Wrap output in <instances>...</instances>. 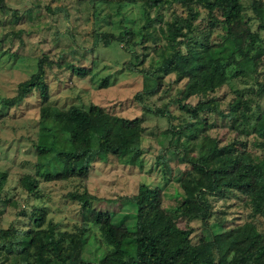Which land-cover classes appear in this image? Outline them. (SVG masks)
<instances>
[{"label": "rangeland", "instance_id": "rangeland-1", "mask_svg": "<svg viewBox=\"0 0 264 264\" xmlns=\"http://www.w3.org/2000/svg\"><path fill=\"white\" fill-rule=\"evenodd\" d=\"M89 1L0 0V99L12 97L17 84L34 73L41 61L47 106L56 111L71 105L85 108L96 104L122 118L141 117L140 155L133 165L109 157L105 163L92 165L82 178L41 184L35 194H28L18 186V178L32 172L33 144L42 105L34 90L15 106L0 105V173L4 175L0 188V229L26 230L30 227L27 220L30 211L43 208L45 220L57 224L59 230H76L81 218L79 205L68 198L73 192L85 193L92 210L112 212L115 219L126 216L124 222L130 223L134 212L130 198L138 185H144L159 190L161 210L170 215L174 227L191 244L207 241L214 234L244 223L264 233V217L251 211L248 198L233 190L206 194L202 203L208 215L202 221L194 215L200 212L194 205L181 206L182 192L175 181L180 172L189 168L180 159L193 158L203 141L217 147L230 144L236 152L262 156L252 130L255 118L264 113V94L256 92L257 82L264 78V25L259 28L261 23L249 8L250 0L240 1L243 18L249 29L258 34V45L262 48L255 71L229 78L203 98L180 100L191 108L200 98H211L218 111L224 113L233 100L245 102L247 121L206 113L200 117L204 131L195 135L187 126L192 120L174 103L184 86L183 80L174 82V74L162 73L154 95L142 98L141 104L149 112L139 109L133 99L150 86L139 70L145 72L152 61H157L155 52L167 49L160 39L159 28L171 18L183 17L186 13L183 6L171 2L144 8L140 0ZM191 7L197 14L191 25L194 31L179 38L187 42L178 44L182 53L198 50L197 44L204 38L208 44H214L222 37L217 22L208 30V23L218 18L215 11L208 16L204 9ZM143 32H147L144 38ZM101 33L119 34L123 40H112L107 46L92 45L94 36ZM73 67L84 68L88 73L79 78ZM158 110L166 111L165 116ZM175 129L181 134L169 141L170 133L165 132ZM86 235L81 257L99 264L109 248L102 243L95 226L89 224ZM7 257L5 263L0 256V264L20 263L14 255Z\"/></svg>", "mask_w": 264, "mask_h": 264}, {"label": "trees", "instance_id": "trees-1", "mask_svg": "<svg viewBox=\"0 0 264 264\" xmlns=\"http://www.w3.org/2000/svg\"><path fill=\"white\" fill-rule=\"evenodd\" d=\"M140 1L144 8L176 2L186 13L183 17L171 18L163 28H159L160 39L164 40L167 49L154 51L157 61H152L145 72L139 70L143 81L148 80L150 85L148 90L134 95L139 109L149 112L143 108L142 98L154 95L162 73L174 74L175 83L184 81L180 98L174 103L192 120L187 124L192 135L204 131L205 124L200 117L206 113L245 123L248 109L245 102L233 100L225 113L218 111L211 98H200L191 108L180 103V100L192 96L203 98L229 78L255 71L262 48L258 45V34L249 29L243 18L241 1ZM192 5L204 9L208 16H212L214 11L217 13L218 18L214 17L208 23V30L217 22L222 37L214 44H208L204 38L198 42V50L188 49L182 53L178 44L187 42L179 38L194 31L191 25L197 14ZM249 8L260 21L259 28H262L264 0H250ZM146 35L147 32H143L142 38ZM112 40L121 42L123 37L119 34H96L92 45L100 43L107 46ZM41 64L38 61L36 71L17 84L12 97L0 99V105L9 108L19 104L34 90L42 105L33 144L32 172L20 176L18 186L28 194H35L41 184L82 178L92 165L105 163L109 157L128 165L135 164L141 149L142 118L126 119L112 115L96 104L85 108L71 105L55 111L46 104L47 91ZM72 71L79 78L88 73L79 67H73ZM256 92L264 94V78L257 82ZM239 107L242 109L238 110ZM157 113L165 116L166 111L158 110ZM167 132L170 133L169 141L181 134L178 129ZM252 133L258 141L256 146L262 148V156L236 152L230 144L217 147L215 143L203 141L193 158L180 159L189 165L175 179L182 192L181 206L194 205L200 211L194 215L203 221L208 211L202 197L219 190H233L249 199L250 209L255 215L264 217V113L255 118ZM3 181L4 175L0 173V188ZM68 198L80 208L81 225L76 230H59L57 224L45 220L43 208H34L27 215L30 227L26 230L0 229L2 261L6 263L7 256L14 255L19 264H93L81 257L90 224L97 228L102 243L109 248L100 257L99 264H264V233L257 232L250 223L214 234L207 241L191 244L174 227L170 215L161 210L157 188L137 186L130 198L134 205L130 223L124 222L126 216L115 219L112 212L92 210L85 193L73 192L68 194Z\"/></svg>", "mask_w": 264, "mask_h": 264}]
</instances>
